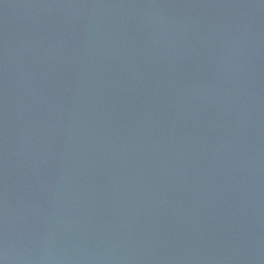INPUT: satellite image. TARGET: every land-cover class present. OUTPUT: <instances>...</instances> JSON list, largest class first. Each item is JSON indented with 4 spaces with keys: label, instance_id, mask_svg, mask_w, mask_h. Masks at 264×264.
I'll return each instance as SVG.
<instances>
[{
    "label": "water",
    "instance_id": "obj_1",
    "mask_svg": "<svg viewBox=\"0 0 264 264\" xmlns=\"http://www.w3.org/2000/svg\"><path fill=\"white\" fill-rule=\"evenodd\" d=\"M0 264H264V0H0Z\"/></svg>",
    "mask_w": 264,
    "mask_h": 264
}]
</instances>
